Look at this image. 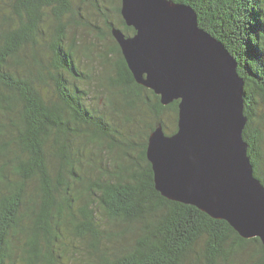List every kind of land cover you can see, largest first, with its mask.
I'll return each instance as SVG.
<instances>
[{
    "label": "trees",
    "instance_id": "obj_1",
    "mask_svg": "<svg viewBox=\"0 0 264 264\" xmlns=\"http://www.w3.org/2000/svg\"><path fill=\"white\" fill-rule=\"evenodd\" d=\"M90 1L101 10L97 0ZM171 1L191 6L198 25L235 59L244 80L247 123L242 135L253 173L264 185L263 133L258 126L264 120V0ZM120 3L115 6L120 24L105 20L113 41L110 53L117 56L111 84L122 87L126 108L147 105L156 119L149 125L151 132L161 126L170 135L177 129L178 101L162 105L158 95L136 83L111 35L112 27L126 36L134 33L121 17ZM48 9L59 24L45 61L39 42ZM66 14H79L70 0H0V264H63L57 250L62 228L88 240L95 257L88 264H188L201 238L204 249L190 264H235L248 243L255 248L246 264H264L259 238L244 239L225 220L155 190L146 158L151 132L133 154L134 143L120 139L105 117L85 106L86 92L76 83L84 75L72 47L63 44L60 18ZM164 110L174 117L168 131ZM80 138L83 146L104 149L96 175L80 174L86 157L82 146L74 144ZM50 157L56 158L55 165ZM97 208L111 220L138 223L134 242L109 251L106 243L118 235L101 230Z\"/></svg>",
    "mask_w": 264,
    "mask_h": 264
},
{
    "label": "water",
    "instance_id": "obj_2",
    "mask_svg": "<svg viewBox=\"0 0 264 264\" xmlns=\"http://www.w3.org/2000/svg\"><path fill=\"white\" fill-rule=\"evenodd\" d=\"M134 33L111 28L134 81L177 100V129L148 136L154 188L167 199L225 220L264 246V185L243 139L244 80L221 41L198 25L194 9L171 0H120Z\"/></svg>",
    "mask_w": 264,
    "mask_h": 264
},
{
    "label": "rangeland",
    "instance_id": "obj_3",
    "mask_svg": "<svg viewBox=\"0 0 264 264\" xmlns=\"http://www.w3.org/2000/svg\"><path fill=\"white\" fill-rule=\"evenodd\" d=\"M97 1L101 5V10L95 9L90 0H82V2L70 0L71 9L79 14L74 16L66 14L60 18V24L65 26L63 44L65 47H72L75 64L84 75V79L76 81V83L86 92L85 106L105 117L106 121L120 133L118 136L120 139L132 141L135 147L132 152L135 154L144 140L145 133L151 132L149 125L156 123V119L147 105H138L135 109L126 108L122 87L111 84V79L116 74L117 56L110 53L113 41L107 35L105 20L113 22L116 26L120 24V19L115 13L117 0ZM58 24L59 22L48 9L42 23L39 42V52L43 54L45 61L50 58L49 40ZM173 119V113L164 110L162 122L168 127L165 131L174 127ZM258 126L263 133L261 168L264 171V120ZM74 144L82 146L86 156L81 159L80 174L96 175L97 161L104 149H99L94 144L83 146L81 138L75 139ZM49 161L54 165L57 163L55 157H50ZM77 207L78 204H74L75 212ZM96 210V222L101 230L118 235L117 237L112 236L106 243L109 251L123 249L134 242L140 228L138 223L111 220L100 209ZM203 241V238L199 239L192 248L187 260L188 264L204 249ZM57 247L60 261L63 264H88L89 261L95 259L94 255L89 253L88 240L75 236L71 229L68 231L62 228ZM254 248V244L248 243L245 250L235 256V264H246ZM18 256L19 252L17 251L15 257L18 258Z\"/></svg>",
    "mask_w": 264,
    "mask_h": 264
}]
</instances>
